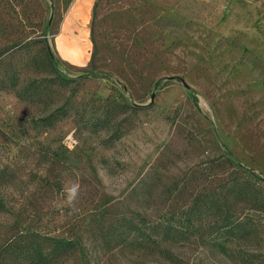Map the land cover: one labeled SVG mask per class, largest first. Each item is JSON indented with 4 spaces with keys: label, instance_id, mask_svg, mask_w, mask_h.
Instances as JSON below:
<instances>
[{
    "label": "rangeland",
    "instance_id": "rangeland-1",
    "mask_svg": "<svg viewBox=\"0 0 264 264\" xmlns=\"http://www.w3.org/2000/svg\"><path fill=\"white\" fill-rule=\"evenodd\" d=\"M0 200V264H264V0H0Z\"/></svg>",
    "mask_w": 264,
    "mask_h": 264
},
{
    "label": "trees",
    "instance_id": "trees-1",
    "mask_svg": "<svg viewBox=\"0 0 264 264\" xmlns=\"http://www.w3.org/2000/svg\"><path fill=\"white\" fill-rule=\"evenodd\" d=\"M66 80L67 79H65L64 80V82L66 83ZM235 185H236V183H232L231 184V186H230V192L231 191H233V190H235ZM244 196L246 197V193L244 194ZM263 207V209H264V206H262ZM5 209V207H4V205H3V203L1 202V200H0V211H3ZM241 222H240V220H239V218H236L235 217V214L232 212V213H230V215H228V216H226L224 219H223V222H222V224H220V227L221 228H226V229H228L229 227V229L231 230V231H233L234 232V229H235V227H239V224H240ZM58 244H61V243H66V244H68V245H71V243H69V241H65V240H57L56 241ZM4 259V253H2L1 255H0V261L1 260H3Z\"/></svg>",
    "mask_w": 264,
    "mask_h": 264
},
{
    "label": "clouds",
    "instance_id": "clouds-1",
    "mask_svg": "<svg viewBox=\"0 0 264 264\" xmlns=\"http://www.w3.org/2000/svg\"><path fill=\"white\" fill-rule=\"evenodd\" d=\"M76 189H73L68 196V203L71 205L72 201L75 199Z\"/></svg>",
    "mask_w": 264,
    "mask_h": 264
}]
</instances>
